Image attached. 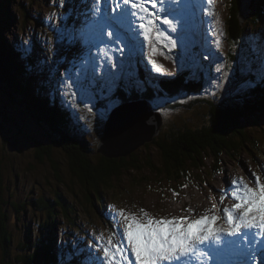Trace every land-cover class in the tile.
Instances as JSON below:
<instances>
[{"label":"rangeland","instance_id":"1","mask_svg":"<svg viewBox=\"0 0 264 264\" xmlns=\"http://www.w3.org/2000/svg\"><path fill=\"white\" fill-rule=\"evenodd\" d=\"M87 2L90 3V0H87ZM228 2L230 3V0H214L212 6L214 12L219 13L221 17V32L218 33L221 48L217 49L215 47L217 37L212 35V32L215 30V25L212 21L215 17L209 16L207 12L203 11V9L207 7L206 0H193L195 8L199 11L197 12L195 9L193 11L192 5H189V23L186 28L183 42L179 43L176 49L171 50L169 47L165 46L166 42L164 40L159 41L156 45L157 52L153 55V59H155L158 64L162 65L163 69L166 70L165 73H157L154 71L153 65L148 60L151 45L144 41L142 35L137 36L134 43L139 46V49H136L144 54L146 65L150 69L145 66L142 67V61H144L143 57L141 63L137 61V59L134 60L130 58L126 60L125 57H120L119 55L123 54V52L119 51L115 45H102L101 48H104V51H99L97 48L92 47L91 55L97 57L96 62L100 65L97 71L98 75H104L103 65L106 56L112 58V62L123 60L125 63L124 72L120 75L117 84L112 86L110 94L116 93L118 95L123 90L130 88L132 91H130L128 95L133 96L136 90H149L145 87L142 77L143 73L152 78V80H157L153 75H157L159 79H167L166 81L172 84L173 88H178L186 80L182 77V73L188 74V76H191L193 79H197L205 61L208 62L210 59H214L213 64L216 65L219 62L218 57L221 59V56L226 54V52L240 53V47H242L244 49L243 51L246 53L244 57V61L246 62L251 61L250 54L251 56L262 54L260 50L264 51V27L262 26L264 16L260 14L255 22L245 27L248 30V34L247 30H242L232 41L230 39L232 30L226 31L229 19V15L227 16L229 7ZM259 2L260 0H258L256 4H260ZM85 3L86 0H67L63 5L59 4L58 0H0V13L5 14L8 11L9 18V22L5 20L2 22L3 26L6 27L3 32L4 40L6 39L7 43L16 49H21L17 46V43L21 42L25 45V52H28V57L35 63V68L46 73L45 77L47 78L42 76L40 82L48 83L49 81L47 79H49L53 86L43 84L44 87L47 90L53 87L56 89L59 88L61 94L58 93V95L62 99L64 98L63 95L66 93L71 95L73 91H76L75 88H69L67 86L68 77L72 79L79 77L82 83L85 82L84 75H81V73L87 74L91 69L88 60L90 55L88 51L89 45L87 42L83 41L80 44H76L73 43L71 39H65L63 41L58 40L59 43H55L54 45L52 40L58 39V34H63L66 37L71 36L73 34V29H78L76 27V23L78 22L77 14H79V11H82L80 8H83ZM157 7L159 8V5ZM248 13L249 14L239 17L240 9L238 10L240 24L241 19L245 16H247V18L249 17V19H253L257 16L256 14H252L253 10ZM193 18H197L200 22H204L203 27L200 26V23L198 26L193 27ZM247 18H244L243 24L241 25L242 28L245 26ZM82 22L83 24H81V26L86 23V14L83 15ZM65 25H67V27H65ZM60 30H63V32L60 33ZM83 30L85 31L86 29L83 28ZM79 31L77 30V33ZM167 32L170 33V30H167ZM171 35L175 38L174 33H171ZM198 38H201L203 43L197 41L193 46L192 43ZM244 38L246 42L243 41ZM230 42H234L232 46H230ZM185 46L189 59L194 56L198 63L194 67H185L181 70L177 68L174 61L177 59L178 54L185 50ZM202 49H204V51L205 49L211 50L212 52H204ZM126 51L127 49H125V52ZM204 57H208V59H204ZM222 57L224 58L225 56ZM234 61L236 63V60ZM23 64L29 65L26 60ZM57 71L58 73H62V77L58 75ZM113 71L118 70L113 69ZM211 71L212 74H216L215 68L212 67ZM260 71L264 72L262 68H260ZM167 73H173V75H168ZM234 73L235 75L237 74L236 68L234 69ZM202 78L209 83V77L206 73L202 74ZM62 79L65 81L64 85L59 83ZM102 83L103 81L98 82L93 91H98L99 84ZM136 83L144 84V87L142 88V85L137 87ZM98 94L100 95L99 91ZM2 95L4 97L6 96L3 92ZM120 95H127L126 91L122 92ZM51 97L53 98L54 95H51ZM164 97L170 98L168 94H165ZM71 98H73V108L77 102L79 104V95H71ZM101 100H103V104L106 105L107 101L102 96L101 99H95L94 102L97 105ZM175 101L176 100H171L170 102L156 101L158 106H147V127L160 130L155 139L160 137L159 135L164 136V129L167 127L166 122H168V124L172 123L169 133L177 137L182 136L184 133H188L190 131V126H192L190 124H194L191 115L192 109L187 108L188 103L191 101V97L187 94L185 96V101H179L181 106L178 107L177 110L168 112L165 108L170 105V107H172ZM125 102L131 101L124 99L119 105L122 106ZM80 109L83 113L87 114V119L93 123L90 140L86 137L84 141H86L85 143L87 146L90 147V145H94L96 146L95 149H97V144H99L101 141L100 138L103 135L105 122L100 124V119L88 113L87 108H85L83 104H81ZM158 109H162L159 110L160 114L157 113ZM76 110L77 109L74 111L76 112ZM126 110H130L135 114L141 113L140 109L137 107H130ZM152 115H154V117L151 119ZM75 118L79 121L77 116H75ZM162 119L164 120V124L160 125ZM260 119L263 121L264 117L260 115ZM31 120L34 121L33 118H31ZM20 121H23V124H20ZM36 121L40 125H45L42 118ZM25 124V121L19 118L17 123L18 127L16 126L15 128L23 127ZM30 124L32 125L31 121ZM250 127V125L246 126V132L250 134V137H253V134H251L252 131L249 130ZM6 128L9 129L8 126L5 125V129ZM260 134V130L255 131V135ZM15 137L21 142L19 149L10 148L11 151L8 148L0 149V159L2 158L4 161L0 167V186L4 183L5 198L12 195L13 197L10 199V202H15L16 207L24 202L31 203L34 206L25 209V211L19 215L21 219L18 220L13 205H2L3 209L0 212V220H4L3 212L5 211L7 218L6 222L8 224V235L0 231V260L4 251H7L10 254L14 253V255H16L13 259L19 257V262L27 264L28 261L25 259L32 257L40 244H47L45 247L50 250L44 258L48 260L49 264H68L69 261L71 264H76L78 262V256L82 251L81 246L86 247L85 241L78 240V243L73 244L75 237L69 235L70 227L65 226L64 223H70L69 221H75V219H78L79 222L82 220L88 221L89 215L86 212H79V206L75 205V209L70 210V213L65 217L61 212L59 203L61 197L69 200L71 203L74 199L81 201L83 200V191L77 181L74 186L70 184V175L65 166H62V169L58 172L56 168L46 163L43 167L38 165L32 170L28 164L36 158L31 147L27 145V140H22L20 135L16 134ZM155 139L153 141L148 140L142 142L140 145L141 147H139V150L136 152L142 155V153L149 151L152 157V163L156 164L158 161L155 159L156 157L152 148ZM43 140L47 142V137L44 136ZM22 141L24 144H22ZM133 153L135 152L132 151L129 155ZM260 166V159H249L245 154L239 157V160L223 159L222 163L209 160L210 168L205 170V175L207 176L206 179L203 177V182H200L202 174L196 168L189 167L185 177L180 180V183H186L183 193L181 194L170 188L172 184L170 181L163 180V182H161L153 177L147 181H144L143 178L140 177L139 183L134 186L131 177L136 171L125 172L124 175L121 176V179L114 180V188L105 193L106 206L104 208L106 209V213L110 215V220L105 221V223L97 219L92 220L93 222H98V231L90 225L85 228L91 232V234L100 233L110 228H118V217H114L113 215L118 209H124L138 215H142L141 209L145 210L148 214L178 212L177 210L180 208L182 211H186L189 207L194 209V211L198 209H210L218 213L219 211L216 208L212 209V205L216 204V206H218L220 203L218 199L222 194L220 190H222L227 177L233 172L248 175L249 170L253 171L254 169H257L255 174L261 176ZM213 168L215 172H212ZM146 173L147 172L144 170L141 172L142 176H145ZM173 176L176 177L177 175L173 174ZM69 186H72L74 190L72 194L69 192L71 189ZM135 191H137V193L131 197L130 195L134 194ZM115 192L118 193V196L115 195ZM132 199L134 200L133 204L130 203ZM262 202H264V198H262ZM98 210L99 214H101V210L99 208ZM54 222L58 224V231L56 232L50 225ZM71 225H73V223H71ZM1 234L9 238V248L5 250H3L1 246ZM67 247H69V249H67ZM73 253L76 259L72 258ZM37 254L43 257L40 250L37 251ZM236 262L242 264V260H237ZM252 264H260L259 256L253 260Z\"/></svg>","mask_w":264,"mask_h":264},{"label":"trees","instance_id":"2","mask_svg":"<svg viewBox=\"0 0 264 264\" xmlns=\"http://www.w3.org/2000/svg\"><path fill=\"white\" fill-rule=\"evenodd\" d=\"M241 2L242 0H230V3L228 2L229 19L226 31L232 30L230 36L232 41L239 32L247 30L245 27L255 22L260 14L264 16V0H260V4L255 3L250 10L251 12L253 10L252 14L257 16L253 19L248 17L245 26L241 28L240 19H238ZM3 20L9 22L8 16L1 18L0 23ZM4 29L6 27L0 24V92L3 91L10 100L18 103V111L25 121L31 117L37 125L32 129L26 126L12 128L13 125L17 126L18 121L14 116H8L0 104V149H19L21 142L15 137L17 134L33 143L31 149L36 159L28 164L32 170L38 165L43 167L46 163L56 168L58 172L62 166H65L70 175V184L74 186L77 181L80 185L83 191V200L74 199L72 204L69 200L61 197V201H65L59 203L61 212L66 217L70 210H74L75 205H78L79 212H86L89 215L88 221L79 222L78 219H75V221H69L70 224L87 225L93 223L92 220H99L100 214L97 203L101 198L103 188L113 185L114 180L121 179L125 172L136 171L131 177L134 186L139 183L140 177L144 181L153 177L161 182L163 180L170 181L172 183L170 188L181 192L184 183H180V180L185 177L189 167L196 168L202 174L200 182H203V177L206 179L207 176L205 170L210 168L209 160L222 163L223 159H238V155L241 156V154L249 153L253 156L258 151L264 152V120L262 121L260 114L257 113L264 112V83L261 82V79L243 82L247 76L245 72L237 71L235 75L234 69L242 68L237 52H226L222 55L225 57L221 56V59L217 56L219 60L217 64L224 65L220 73L212 74L211 68H215L217 65L213 64L214 59L203 63V68L197 79L182 73V77L186 80L178 88H173L172 84L166 81L167 79H159L154 76L157 80H152L145 73L142 74L145 87L149 89L145 93L154 100L155 106H158L156 101L166 100L170 102L176 100L172 107L170 105L165 108L168 112L175 111L181 106L179 101H185L187 94L191 97L187 108L192 109L191 115L194 124H190L192 126H190L188 133L177 137L169 133L172 123L166 122L167 127H169H166L167 130L164 129V136L159 135L160 137L155 139L154 146H152L155 159L158 161L155 164L151 161L152 157L149 151L142 153V155L135 152L128 157L110 159L99 154L95 149L96 146H87L84 140L86 137L90 140L93 123L87 119V114L80 109L81 104L77 102L72 108L73 98L62 99L57 90H47L44 87L43 84L49 83L38 82V78L45 77L46 73L44 71L37 72L35 63L28 57V52H25L24 45L18 51L7 43L6 39L4 40ZM233 43L230 42V46ZM241 50L242 47H240V52ZM25 60L29 65L23 64ZM204 73L208 75L209 81L215 78L222 87L217 89L211 86L202 78ZM144 84L136 83V86L142 85L143 88ZM94 91L96 92L95 99H101L98 91ZM125 91L127 95L121 96L120 94ZM130 91L132 90L128 88L118 95L115 93L117 104L122 103L124 99L132 100L140 97L138 93L142 89L136 90L133 96L128 95ZM212 92H215V96L208 94ZM165 94H168L170 98H165ZM51 95L54 97L52 98ZM104 107L103 100H101L96 105L94 112L98 113ZM75 109H77L76 112ZM243 112H247L242 116L245 117L244 120L241 119L242 117L239 119ZM249 115L250 117H248ZM75 116L78 117L79 121L76 120ZM79 117H84V119ZM41 118L45 125L37 123L36 120ZM106 119L100 120V124ZM5 125L9 129H5ZM246 125L256 126L249 129L252 131L253 137H250V134L246 132ZM257 130L261 131L260 135H255ZM44 136L47 137V142L43 140ZM3 162L1 158L0 167ZM143 170L147 172L145 176L141 174ZM212 172H215L214 168ZM173 174L177 176L174 177ZM72 186H69L71 187L70 194L74 192ZM4 189L3 183L0 186V212L3 209L2 205H13L17 219L20 220L19 215L34 205L24 202L16 207L15 202H10L12 195L5 198ZM3 213L4 220H0V231L8 235L5 211ZM67 224L69 223H64L65 226ZM50 225L55 232L58 231L57 223L54 222ZM72 234V231L69 230V235L72 236ZM74 237L73 244L78 243V240L82 241L80 237ZM1 238L3 250L9 248V238L5 235L2 236V234ZM46 245L40 244L35 254L25 259L28 261L27 264H49L48 260L44 258L50 250L45 247ZM38 250L43 254V257L37 254ZM15 256L14 253L10 254L4 251L0 264H22L19 262V257L13 259ZM78 261H80L79 257Z\"/></svg>","mask_w":264,"mask_h":264},{"label":"snow or ice","instance_id":"3","mask_svg":"<svg viewBox=\"0 0 264 264\" xmlns=\"http://www.w3.org/2000/svg\"><path fill=\"white\" fill-rule=\"evenodd\" d=\"M66 2L67 0H58L61 5ZM206 3L207 7L203 11L215 17L212 21L215 25L212 35L217 37L215 47L220 49L218 33L221 32V17L214 12V0H206ZM190 4L194 11L193 0H90V5L86 0L84 6L88 8V13L83 25L86 30L77 33L74 28L73 34L67 37L58 34V40L71 39L73 43L80 44L83 41L89 45L90 72L81 73L84 75V83L79 77L67 78V86L76 89L71 95H79V103L87 108L88 113L100 120L111 119L119 111L120 105L114 94H110V90L124 72L125 63L123 60L112 62V58H108L105 53L104 75H98L100 65L96 62L97 57L91 55V48L104 51L102 45H115L127 60L136 51L135 38L142 35L144 41L151 45L148 60L154 71L165 73L162 65L153 59L157 52L156 45L164 40L165 46L171 50L183 42L189 23ZM171 33L175 34V38ZM174 63L183 70L185 67H194L198 62L194 56L189 59L185 46ZM223 67V64H217L215 71L220 73ZM255 69L256 66L253 65L251 69L242 67L237 71L247 73L243 81L247 83L255 79ZM100 81L103 83L99 84L98 91L107 103L97 113L94 112L96 92L93 89ZM261 82L264 83V73L261 74ZM59 83L64 85L65 81L62 79ZM209 83L217 89L222 87L215 78ZM208 94L215 96V92ZM127 131L129 130L121 124L116 127L118 134ZM249 176L252 178V186L243 178L227 181L226 187L220 190L222 194L218 199L222 207L219 213L205 210L204 214L196 218L171 216L157 219L148 216L141 209L142 215L147 217L145 220L138 219L133 213H126L124 209L115 211L113 215L120 218L122 234L113 232L106 241L102 240V236H96L95 244H87V252L81 253L80 264H236L231 259L234 254L243 256L242 264H252L257 256L260 257L261 264H264V183L251 170ZM226 197H231L236 202L223 206ZM216 207V204L212 205V209ZM187 210L194 212L191 207ZM218 220L222 223L217 224ZM130 254L134 259H130ZM72 258L76 259L74 253Z\"/></svg>","mask_w":264,"mask_h":264},{"label":"water","instance_id":"4","mask_svg":"<svg viewBox=\"0 0 264 264\" xmlns=\"http://www.w3.org/2000/svg\"><path fill=\"white\" fill-rule=\"evenodd\" d=\"M257 1L258 0H256L254 3H256ZM249 10L250 8L246 12H248ZM243 21L244 18L241 19L240 25L243 24ZM2 92L3 91L0 92V104L2 105L3 111L10 117L14 116V118L18 121L19 118H22L17 108L18 103L16 101L10 100L8 96L3 92L6 95L4 97L2 95ZM147 102V100L125 102L122 104V106H120L119 111L114 116H112L111 119H106L103 131L104 136H101V141L99 142V144H97V151L104 154L108 158H118L126 156L129 155L132 151H135L142 143L141 138L146 136V113L148 114V112H146V108L148 106L146 104ZM130 107H137L138 109H140L141 113L135 114L130 110H126ZM30 121L33 126L30 124ZM25 123V126L31 129L37 125L35 121L31 120L30 117L26 119ZM20 124H23V121H20ZM118 124L126 127L129 131L123 134H118L116 132V127ZM12 128H15V125H13ZM22 140H27V145H29L30 147L33 146V143L28 139L22 137ZM23 141L22 144H24ZM9 150L11 151L10 148Z\"/></svg>","mask_w":264,"mask_h":264},{"label":"bare ground","instance_id":"5","mask_svg":"<svg viewBox=\"0 0 264 264\" xmlns=\"http://www.w3.org/2000/svg\"><path fill=\"white\" fill-rule=\"evenodd\" d=\"M256 0H242V2H241V5H240V14H239V17H241V16H243V15H246V14H249L248 12H250V10L252 9V7L254 6V2H255ZM250 8V10L248 11V12H246L248 9ZM246 12V13H245ZM191 15V14H190ZM246 18H247V16H245ZM244 17V18H245ZM192 18V17H191ZM193 21L194 22H196V21H200V20H198L197 18H193ZM245 42H246V40H245ZM147 105H151L150 104V102H147L146 103ZM154 106V105H153ZM155 109H156V107H155ZM157 113H159L160 114V112H159V110L157 111ZM258 114H260L261 116H263L264 117V115H262L263 113L262 112H257ZM152 117H154V115H152L151 116V119H152ZM248 117H250V115L248 116ZM35 118V117H34ZM241 119H245V117H242ZM162 124H164V120L162 119L161 120V124L160 125H162ZM49 128V127H48ZM159 131L160 130H158V129H150V128H146L145 129V132H146V136L145 137H142L141 138V141L142 142H145V141H148V140H150V141H153L157 136H158V133H159ZM73 136V135H72ZM78 137V136H77ZM146 144H149V143H146ZM128 163V162H127Z\"/></svg>","mask_w":264,"mask_h":264}]
</instances>
